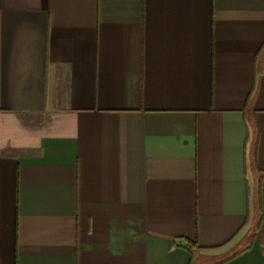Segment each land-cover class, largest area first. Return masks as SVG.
<instances>
[{
  "label": "crops",
  "instance_id": "1",
  "mask_svg": "<svg viewBox=\"0 0 264 264\" xmlns=\"http://www.w3.org/2000/svg\"><path fill=\"white\" fill-rule=\"evenodd\" d=\"M0 264H264V0H0Z\"/></svg>",
  "mask_w": 264,
  "mask_h": 264
}]
</instances>
